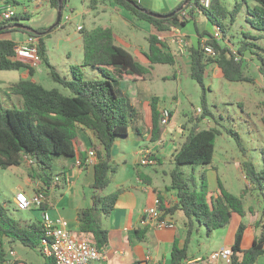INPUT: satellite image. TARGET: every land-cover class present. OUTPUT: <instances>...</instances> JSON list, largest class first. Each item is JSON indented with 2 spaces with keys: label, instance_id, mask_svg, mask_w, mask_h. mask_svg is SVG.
Returning <instances> with one entry per match:
<instances>
[{
  "label": "trees",
  "instance_id": "16d2710c",
  "mask_svg": "<svg viewBox=\"0 0 264 264\" xmlns=\"http://www.w3.org/2000/svg\"><path fill=\"white\" fill-rule=\"evenodd\" d=\"M62 1L64 13L68 0ZM108 1L131 13L138 20L149 23L156 30L157 34L149 36V48L143 54L148 66L117 44L111 27L97 26L92 29L82 27L80 29L83 41L81 67L97 70L101 77L88 79L83 72L77 76L75 70L80 67H72L73 76L69 78L61 75L46 56L45 39L60 24L50 31L14 28L15 25L20 24L30 28L24 24V21L30 20L29 12L19 13L12 20L0 23V34L20 31L31 37H38L42 63L50 70L52 79L68 91V94H63L58 89L49 90L35 81L33 79L35 69L27 62L14 60L18 43L9 39L0 40V71H19L25 68L31 77L19 80L8 90L9 94L22 98L23 109L4 108L0 105V168L20 167L28 161L32 164L30 178L38 183L36 193H44L49 200L50 188L55 179L50 172L53 168L52 159L54 157L74 158L79 128L83 127L91 131L101 146V150L98 151V163L95 166V181L92 185V206L81 209L77 218L80 234L91 240L104 253L109 245V237L108 231L101 224V218L113 213L120 196L118 191L108 196L103 195V191L109 187L117 173V164L114 163L112 154L113 147L118 139L128 136L129 129L134 127L139 117L138 111L122 94L120 83L125 78H133L137 81L145 78L155 65L174 66L175 56L166 51V46L159 40V35L167 34L173 28L184 27L190 19L182 21L180 17L183 12L188 11L192 19L195 12L200 11L212 26H218L223 30V39L217 41L209 31L200 33L201 39L207 37L206 45L212 46L216 51L218 59L215 61L207 60L200 41L197 47L190 49L192 59L190 78L202 89L203 108L199 117H188L190 127L186 125L183 127L184 130H188V133L181 147L173 155L175 168L171 172L169 189L177 192L179 201L169 209H163L161 205L165 214L173 215L177 211H182L188 219L186 242L183 247H180L178 242L174 244L171 264H182L186 259L195 223L205 226L207 233L211 234L228 227L235 214L245 217L243 198L249 190L257 192L262 199L263 211L259 221L262 232L254 239L250 248L243 249L246 226L244 223L240 225L232 245L231 264H257L258 260L264 256V149L260 150L263 160L261 169H257L248 159L242 164L249 186L241 196L230 193L220 178H218V194L209 195L206 174L202 173L196 177L195 171L197 168L213 165L216 157V140L223 134L222 129L216 127L218 122L207 103L208 64L215 62L221 76L230 82L254 83V79L247 73L244 61L246 54L250 53L259 60V71L264 75V48L256 43L259 37L245 32L239 41L236 54L232 48V39L228 38L230 26L235 23L245 5L246 22L253 29L264 32V0L236 1L232 10H229L222 0H211V6L208 9L202 6V0H191L184 10L171 18L164 19L152 17L144 12V10H150L136 0H131L133 3L127 0ZM249 1L254 3L253 6L249 4ZM184 2L185 0H181L178 7L170 13L179 9ZM5 3L21 5L19 0H6ZM47 3L52 9H59V0H47ZM99 3L100 0H90V8L96 10ZM237 57L241 59L237 60ZM158 102L159 99L154 97L151 103L152 141H158L162 133ZM209 117L215 121L216 126L202 128L200 124ZM135 128L139 130L137 126ZM229 133L234 136L238 147L246 156L240 135L232 131ZM157 161L161 164V160L157 158ZM184 166L192 168L190 175L182 170ZM47 208L44 204L40 210ZM44 233L42 222L23 225L9 214L5 204L0 203L1 240L5 238L11 243L20 242L26 247L38 249ZM134 235L137 240L146 239L145 229L135 231ZM4 256V250H0V264H4Z\"/></svg>",
  "mask_w": 264,
  "mask_h": 264
},
{
  "label": "rangeland",
  "instance_id": "374dc122",
  "mask_svg": "<svg viewBox=\"0 0 264 264\" xmlns=\"http://www.w3.org/2000/svg\"><path fill=\"white\" fill-rule=\"evenodd\" d=\"M23 5L31 8L30 20L24 21V24L31 29H47L52 30V27L57 21L58 11L52 9L49 6L36 2L35 0H19ZM140 2L145 8L155 13H166L168 8L176 7L180 0H136ZM236 1L242 2V0H222V2L229 8L234 9ZM112 2L108 0H100L99 6L96 10L90 8V0H68L67 7L63 13L62 22L60 25L49 34V37L45 39L46 56L51 64L56 68L61 75L71 77L73 74L69 70V63L75 67H80L75 70L77 76L83 72L86 78L93 79L94 77L91 71L94 69L90 67H81L83 59V41L78 26L84 25L87 29L93 26H105L111 25L112 16H117V13L112 10ZM249 4L253 6V2L249 1ZM89 13L86 14V11ZM163 14V15H165ZM119 15V14H118ZM122 16V14H120ZM246 5L244 9L238 15L235 23L230 26L228 38L232 39V48L237 50L239 41L242 39L245 32H250L259 37L256 41L258 45L264 48V32L253 29L246 22ZM67 17H71L67 20ZM123 17L126 19L119 20V26L123 29V34L128 35L130 38L133 34H138L142 43L147 45V41L143 36L145 33L133 25L138 24V20L135 16L127 11H123ZM93 22V23H92ZM200 30L207 27V30L213 34L214 26H212L207 19L203 18L202 24H200ZM85 28V27H84ZM11 38L16 42H22L28 38V35L16 31L12 32ZM7 34H0V40L6 39ZM128 37V38H129ZM126 41V37H122ZM224 44V43H223ZM126 48V47H125ZM128 48V47H127ZM131 52L134 50L128 48ZM132 49V50H131ZM186 51V49H185ZM246 64V70L249 76L254 79V83L248 82H230L224 78H214L212 85L206 80V98L209 108L215 115V119L218 122V126L213 119H209L201 123V127H218L222 129L223 134L217 137L215 153L216 157L212 166L200 167L195 171L196 177H199L202 173L206 174L207 186L209 195L217 192L218 178L225 186V188L236 196H241L245 189L249 186L243 170L242 164L245 160L252 161L257 169H261L263 166V160L260 150L264 149V75L259 71L260 62L255 55L247 53L244 58ZM35 69V76L33 79L42 84L46 89H58L63 94H68L60 84L55 82L51 75L50 70L42 62L40 64L29 63ZM178 69L171 65H159L156 71L162 74L173 75ZM97 71V70H94ZM70 75V76H69ZM101 77V76H100ZM31 78L27 69L23 68L19 71H0V82H16L21 79ZM183 84H180L178 80L171 77L167 82L159 81L157 84H152L151 88L156 90V94L164 100L168 99V103L171 102V96L173 94L178 95L179 102L173 105L174 118L170 129L178 130L181 132L180 137L174 139L177 150L181 147L188 130H183L181 126L184 125L190 127L188 124V117L200 116L201 112L198 109L203 108L202 102V89L192 79L183 78ZM5 83V84H7ZM211 86V89L209 87ZM0 104L4 108H18L23 109L24 103L20 96L7 94V90L3 87V83H0ZM173 114V112H172ZM237 133L240 135L243 143V147L246 151V156L240 150L237 142L229 132ZM126 141V140H125ZM123 143L122 156H126L129 164L135 161V151L138 149L134 147L130 142ZM124 150L126 153H124ZM176 149L172 152H176ZM173 153V154H174ZM164 159L162 172L160 166L154 169L153 166H147L145 170L152 173L157 180V184H170L171 183V171L175 168L173 157L171 154ZM61 159L64 157H54L51 161L52 170L51 174L55 177L61 172ZM115 162V160H114ZM121 165L122 163L119 162ZM140 166V165H139ZM145 167V166H141ZM119 166L117 164V171ZM32 170V164L28 161L24 162L22 166H12L7 169L0 168V203L5 204L9 210V214L21 222L23 225L33 222H43V211L39 208L33 207L31 210H20L14 202L15 196L18 192L23 191L31 199L36 194L38 188L37 181L34 182L30 178L29 172ZM182 170L190 175L192 168L190 166L182 167ZM57 175V176H56ZM61 183V184H60ZM62 181L58 183L62 188ZM55 187L56 189L58 188ZM61 188L59 187L57 192H50L49 197L51 203H55L54 197H60ZM112 186L103 191L104 196L111 194ZM88 189L87 197L90 199V192ZM249 190L247 193H249ZM179 219V218H178ZM198 224V223H197ZM199 228V227H198ZM73 233L77 236L80 235L79 229L74 228ZM222 242L217 240L216 236H209L206 230L202 229V233L195 232L190 243V249L193 252H208L209 250H216L221 246ZM5 250L9 254L11 248L17 252L19 256V264H44L45 257L41 254L40 249H32L24 246L20 242L12 243V245L5 244ZM14 259L13 256L10 257ZM13 261V260H12Z\"/></svg>",
  "mask_w": 264,
  "mask_h": 264
},
{
  "label": "crops",
  "instance_id": "0c3cea01",
  "mask_svg": "<svg viewBox=\"0 0 264 264\" xmlns=\"http://www.w3.org/2000/svg\"><path fill=\"white\" fill-rule=\"evenodd\" d=\"M5 1L6 0H0V5L5 3ZM180 2L181 0L179 1V4ZM42 4L49 6L47 1L42 2ZM178 5L176 7L168 8L166 13H170L176 9ZM111 6L112 10L117 13V16H112V24L105 26H109L113 29L118 45L124 48L126 47L125 49L128 51H130L128 48H132L134 52H130L145 66H148L147 60L144 58L143 54L148 51L149 36L157 34L156 30L149 23L140 21L136 18L138 20V24L133 25V27L145 33L143 38L148 44L145 45L142 43L141 38L138 37V34H133V37L130 38L128 35L123 34V31L126 29L118 27L119 20H126L123 17L124 9L114 4H111ZM19 7L27 9V12L29 13L31 12V8L23 5L22 3L19 5ZM88 13L89 10L86 11V14ZM120 14H122V16ZM203 18L204 16L202 13L200 11H196L194 18H190L189 22H187V24L181 28L187 41V47L184 53L179 52L172 41L174 35L173 31L167 34L159 35V38L163 39V43L166 46V51L171 52L175 56L176 63L174 66L178 69L176 73L173 75L168 73H159L156 71V68L159 65H155L145 78H142L139 81L133 78H125L120 83L122 94L129 99L130 103L138 111L139 115L134 127L129 129L128 136L121 139L124 140V142H130L138 149L134 153L136 159L132 164H129L126 156L121 155V152L123 151V143H121V139L116 141L112 151L113 159L115 160L114 163L118 164L119 169L114 175L109 187L112 186L111 194L118 191L120 196L113 213L108 217L103 216L101 218V224L103 228L108 231L109 245L104 253L110 264H171L174 244L178 242L180 247H183L186 242L188 219L185 217L182 211H177L173 215L166 214V217L175 223L174 228L158 230L154 227L143 228L141 226L140 221L144 211L147 208L154 206L157 198L161 200L163 209L172 208L178 203L179 199L177 197V192L175 190L169 189L171 183H165L163 185L157 184V180L152 175V173L145 170V168L148 167L139 166V151L143 148L152 149L158 160H161V164L158 162V166H154V169H157L159 165H161L160 169L165 173L163 170V164H165L164 159L168 158L167 156L169 154H171L173 157L174 152L172 151L175 149L177 150V145H175L176 143L174 139L176 137H180L181 134V132L178 130L170 129V125L172 124L175 114L173 105L179 102V97L178 95L173 94L170 98L171 102L168 103V99L164 98V100H162L158 94H156V90L151 88V85L157 84L159 81L167 82L171 77L178 80L180 84H183L184 77L191 79L190 72L192 59L190 49L197 47L199 41L203 42L207 39V37L202 39L200 38V33L208 31L207 27L203 30H200L199 26L202 24ZM66 19L70 20L71 17H67ZM79 27L86 28L84 25H80L78 28ZM95 27L97 26H93L92 28ZM6 34V39L13 40L10 35L11 33ZM122 37H126L128 41ZM72 67L75 66L69 63V70L71 73ZM91 72V75L94 77H97L99 74L94 70ZM214 78L223 77L219 72L217 64L215 62H210L208 64L206 80H208L212 85V80ZM16 82L7 83L1 81L0 83H3V87L7 90V94L11 96L8 90L10 86ZM209 89H211V86ZM154 97L159 99L158 108L160 111H162L164 108H169L173 112L170 123L165 127L162 126L161 137L158 141H152L153 112L151 103ZM209 119L210 118H207L204 121L208 120L209 122ZM136 126L139 130L135 128ZM181 127L183 129V126ZM206 128H213V126L205 127L204 129ZM99 150H101L100 143L93 133L84 129L83 127H80L76 140L75 157L64 158L61 159L62 161H60L62 170L57 175H65L67 182L62 183V188L61 185H59L62 191L60 193V197L56 198L53 196L56 204L51 203L50 201L53 200H51L52 198L50 199L49 197L48 201L53 206H49L47 211L53 220L63 219L66 221L68 228L72 232L74 228L79 229V222L77 218L78 212L81 209L92 206V185L95 181V166L98 163ZM90 151L96 152L95 158H90ZM124 153H126L125 150ZM119 162H121L122 165ZM88 189L92 190L90 192V199L87 197ZM56 190L54 193L57 192ZM218 192L219 190L211 195L216 196ZM243 202L246 210L245 217H240L238 214H235L228 227L208 234L209 236H216L217 240L222 242L220 243L221 246L216 250H209L208 252H202V250L193 252L190 249L189 244L187 256L183 263L186 261H191L192 264H231L226 260L212 262L210 260V255L213 252L219 251L221 249H232L236 233L242 223H244L246 226L243 240V249H248L252 246L254 239L260 236L262 232L259 221L261 220L262 216L263 203L261 197H259L258 193L255 191H250L249 193L244 194ZM144 229L146 231V239L144 241L137 240L135 238L134 232ZM202 229L207 231L205 226L195 223L191 240L194 233L197 232L200 234L202 233ZM79 237L84 238L81 234ZM5 244L12 245L9 239L4 238L1 240L0 238V250H4L5 252L4 264L8 263L9 261L11 264H19L21 260H19L20 258L17 255V252L11 248L8 254L4 248ZM11 252H13L14 255H12ZM11 256H13L14 259H11ZM47 263L48 261L44 260V264ZM257 264H264V256L258 260Z\"/></svg>",
  "mask_w": 264,
  "mask_h": 264
},
{
  "label": "built area",
  "instance_id": "2783aa9c",
  "mask_svg": "<svg viewBox=\"0 0 264 264\" xmlns=\"http://www.w3.org/2000/svg\"><path fill=\"white\" fill-rule=\"evenodd\" d=\"M35 1L42 3L47 0ZM201 4L205 9H208L211 6V0H202ZM27 11V9L20 8L19 6L3 3L0 5V23L10 21L19 13ZM180 18L182 21L189 20L190 15L188 11L183 12ZM81 28L82 27H79L78 30ZM172 31L174 32L172 41L177 47V50L184 53L187 47L185 35L180 28H173ZM212 37L217 41H221L223 39V30L218 26H214ZM159 40L163 42V39L159 38ZM206 41L207 39L203 41L202 44L207 60H217L218 55L216 51L212 46L206 45ZM234 53L236 54V51H234ZM240 59V57H237V60ZM14 60L40 64L42 60L39 55V38L28 36L26 40L19 42ZM198 112H201V109H198ZM172 116V110L169 108H164L161 111V124L163 127L170 123ZM89 155L90 158H95L96 152L90 151ZM139 164L140 166H156L158 161L154 151L150 148L141 149L139 151ZM60 181L67 182L66 176L61 175L55 177L50 192L56 190L55 187L58 186ZM14 202L20 210H31L33 207L42 209L44 204H46L47 207L53 206L49 203L44 193H36L34 197L30 199L25 192L20 191L15 196ZM161 205V200L157 198L154 206L144 211L140 221L143 228L154 227L158 230L174 228L175 223L166 217ZM47 210L48 208L41 210L43 211L44 219L42 223L45 233L41 239L39 249L48 262H51V264H110L105 253L101 252L91 240L80 238L75 235L68 228L66 221L63 219L53 220L49 216ZM11 254L14 255L13 252H11ZM232 255V249H221L213 252L210 255V260L212 262L226 260L231 263ZM6 264L11 263L9 261ZM182 264H192V262L186 261Z\"/></svg>",
  "mask_w": 264,
  "mask_h": 264
},
{
  "label": "water",
  "instance_id": "95a60500",
  "mask_svg": "<svg viewBox=\"0 0 264 264\" xmlns=\"http://www.w3.org/2000/svg\"><path fill=\"white\" fill-rule=\"evenodd\" d=\"M59 1H60V5H59V9L57 10L58 11L57 21H56L55 25L52 27V29H54L55 27H57L60 24L61 20H62L63 1L62 0H59ZM127 1L130 2V3H133L131 0H127ZM190 2H191V0H185L184 4L179 9H177L174 12H172L170 14H167V15L158 14V13L151 12V11H146V10H144V12H146L150 16L155 17V18H158V19L171 18V17L175 16V14H177L178 12L184 10L189 5ZM14 28H17V29H27L29 31H32L33 30L31 28H26L24 25H21V24L20 25H15Z\"/></svg>",
  "mask_w": 264,
  "mask_h": 264
}]
</instances>
